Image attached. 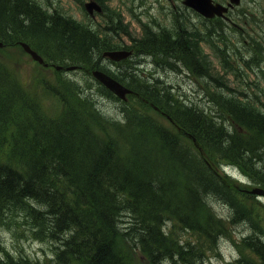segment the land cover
<instances>
[{"label": "trees", "instance_id": "obj_1", "mask_svg": "<svg viewBox=\"0 0 264 264\" xmlns=\"http://www.w3.org/2000/svg\"><path fill=\"white\" fill-rule=\"evenodd\" d=\"M115 15L106 14L100 31L63 14H49L32 0H0V42L19 48L26 42L49 62L99 69L103 53L118 47L111 40L129 34ZM225 33L223 28H195L181 12L170 26L143 28L139 39L130 34L138 60L127 64L132 69L119 68V78L170 116L181 137L128 102H121V118L113 125L119 139L105 137L107 131L97 127L104 120L96 113L98 101L91 89L84 94L78 85L68 98L61 96L64 108L58 118L40 119L38 105L29 106L27 93L0 62V224L22 219L36 240L52 244V264H136L134 254L121 248L123 240L140 252L143 264H203L201 249L174 237L167 226L178 223L214 245L227 220L252 229L239 243L240 262L249 252L264 264L261 217L213 167L223 160L264 188V105L257 107L251 97L241 100L225 79L214 78L199 45L210 44L227 74L239 78L246 67L259 72L264 82L259 59L242 56L234 66L237 59ZM140 59L165 71L197 75L207 86L204 91L221 89L202 99L199 110L194 100L183 101L162 80L142 78ZM247 79L242 78L250 84ZM153 82L156 92L150 93ZM87 87L96 90L94 83ZM99 88L101 96L118 100ZM187 135L200 151L184 142ZM154 140L167 150L168 160L153 150ZM211 196L230 207L229 217L214 218L206 208ZM0 254V264H22L5 251L1 238Z\"/></svg>", "mask_w": 264, "mask_h": 264}, {"label": "rangeland", "instance_id": "obj_2", "mask_svg": "<svg viewBox=\"0 0 264 264\" xmlns=\"http://www.w3.org/2000/svg\"><path fill=\"white\" fill-rule=\"evenodd\" d=\"M32 1L44 8H47L48 5L52 6L54 11L49 9L50 13H59V10H61L64 15L76 20L77 22L85 23L87 25L91 24L92 22L89 20L91 18L87 16V12L83 8L84 3H86L88 0ZM79 1H81V3ZM105 2L109 5L108 9L105 8L106 10H108L110 13L115 10L116 14H120L122 16L124 27L128 28L129 32L128 35L120 33L118 36L112 39V46L123 47L124 49L125 47H132L130 34L136 39L141 38L143 34L142 27H140V20L147 24H156V27L170 26V24L174 23L176 20V17L170 15L172 12L171 3L167 0H105ZM175 3L176 1L172 3V5ZM189 16L190 20L193 21L194 16L192 14ZM96 24H100L99 16L90 26L94 27ZM98 28L100 31L104 29V27ZM249 29L252 30L249 31L246 40H249L252 43L257 42L258 32L261 30L258 28ZM225 35L230 40L232 48H234V52H239L242 50L245 44V37L242 39L241 33L239 31L234 30L230 33L226 31ZM204 48L206 55L209 56V59L211 60V69L215 77H221L230 83V87L235 90V93L238 94V96L243 93L250 94L252 98L251 101L255 103L257 107H262L264 105V85L261 84V81H259V78H257L255 74L250 73L248 75H244V78H248L247 82L250 84L245 82L243 83L242 80L235 79L233 75L225 74V71L220 65L219 60L212 54V50L207 48L205 45L203 46L202 50ZM43 57H45V55ZM236 58L240 59L241 56H237ZM137 60V55H134L133 61ZM151 61L152 60L148 59L143 67H139L140 69L137 66V68L140 70L141 77L144 79H150V73L155 68V65ZM0 62L3 64V67L12 75L13 79L17 82L21 89L27 93L26 96H28L29 106L35 108V105H38L40 110L39 112L41 113V115L38 113L40 119L58 118L64 108V102L61 96L68 98V91H72L73 93L74 90H77V85L80 90L84 92V94H90L88 90L91 89L92 95L94 96L93 100L95 102L98 101L99 103L98 111H96V113L98 114V117L101 115L104 119L99 124H97V127L99 126L98 128L101 130L103 129L102 131H107L105 137L119 139L117 133L114 130L115 126L113 125L119 122L121 118V102L105 95L101 96L99 94L100 88H97V85L95 84L97 83L96 80L83 69L66 72L57 71L54 68H45L34 61L31 56L28 55L22 48L17 46L11 47L9 45L0 48ZM110 64L111 61H109V59L100 60L101 69L106 68V70L112 72L114 67ZM236 64H239V60H236ZM61 65L65 67L72 66L70 63ZM129 66L121 64L120 68L127 70ZM133 69H135V67ZM166 69L167 68L165 67L162 68L164 73H168L161 77L164 84L174 88L175 92H179L176 93V95L179 97L181 96L183 101L194 100L196 104L193 106L199 110V107L202 104V99H207L208 95H211L213 92L220 89L212 86V88L209 89V92L204 91L203 88H207V86L203 84L199 77L196 78L193 75L185 76L177 71H165ZM116 71L117 70L115 69V72ZM132 72L135 74L134 71ZM87 83H94V88L96 87V90H92V87L88 88ZM229 93L230 92H226V94ZM198 95H200V97L196 98ZM74 97L78 100H82V98L78 96V93H76ZM240 97L241 99L246 98L245 96ZM139 101L140 100L137 98L135 99L129 97L127 102L130 105H135L136 108H142L145 113L154 118L155 122L180 136L181 131L178 130V128L175 127L172 122L167 120V118L163 117L156 111L146 107V105L143 106ZM184 142L195 150V146L189 138L186 137V141ZM153 150L158 151V154L162 155L165 160L169 159L167 150L164 149L158 140H154ZM217 161L218 163H214L213 167L219 176L224 178L227 186L232 188L234 193L236 192L235 190H237L241 197L246 199L245 202L247 206H254L253 212L261 217V223L264 225V197H257L255 195H250L241 191L243 189H252L256 187L263 188V186L256 184L249 179H245V183H241L240 181L229 177V175H234L239 172V170L233 169L232 167H226L225 165L228 164L223 160ZM226 173H228V175ZM240 179L242 178L240 177ZM206 208L210 210V213L213 214L215 219L217 217L226 219L231 215L230 207L223 200L215 196H211L209 198ZM228 222L229 221L227 220L225 221V233L216 234L217 239H215L214 245L209 243L205 235L189 233L178 223H169L167 230L174 237H182L184 241L188 240L191 241L190 243L196 244L198 249H201V252L203 253V264H258V259L249 252L244 253V261L243 263L240 262L242 260V255L240 253L242 249L239 243L244 236L250 235L252 231L251 226L246 223H239L233 226L228 224ZM1 223L0 238L5 245V250H7L9 255L17 260V262H22V264L24 262H29L30 264H52V244L49 242H40L36 240L32 235L30 227L24 225L22 219L18 218L17 223L10 224L6 223L5 221ZM129 245H131L130 242L128 243L123 240L121 248L134 254L133 259L136 264H143L140 252L138 250H130ZM195 264H198V261Z\"/></svg>", "mask_w": 264, "mask_h": 264}, {"label": "flooded vegetation", "instance_id": "obj_3", "mask_svg": "<svg viewBox=\"0 0 264 264\" xmlns=\"http://www.w3.org/2000/svg\"><path fill=\"white\" fill-rule=\"evenodd\" d=\"M94 2L98 3L102 7V12L104 13L101 16L91 14V21L94 20L99 16L100 19L105 21L106 14L108 12L105 11V3L103 0H93ZM171 3L172 10L174 12L171 13L172 16L177 17L181 12H187L190 15L192 14L193 21L195 28L205 29V28H237L239 32H241V38L244 39V47L242 48V55L250 56L252 53L258 52V59L261 61V68L259 69L260 72H264V0H212L215 5H220L224 7L226 10H221V15H215L213 18H205L200 13L193 9H189L183 3V0H167ZM176 3L172 5V3ZM106 12V13H105ZM99 13V14H101ZM60 14H63L60 12ZM110 14V13H108ZM112 14V13H111ZM64 15V14H63ZM141 27V26H140ZM149 28H162L156 26H149ZM181 28V27H180ZM249 28H258V41H257V48L254 50L252 48V42L246 40L248 37V33L250 30ZM200 44V42H199ZM252 45V46H251ZM205 46L207 44L205 43ZM121 64L119 65V68ZM263 67V68H262ZM168 74L164 73L161 76ZM128 86L127 84H124ZM129 87V86H128Z\"/></svg>", "mask_w": 264, "mask_h": 264}, {"label": "water", "instance_id": "obj_4", "mask_svg": "<svg viewBox=\"0 0 264 264\" xmlns=\"http://www.w3.org/2000/svg\"><path fill=\"white\" fill-rule=\"evenodd\" d=\"M184 4L196 9L199 13H201L205 17H213L215 13H219V6H213L211 0H185ZM93 5H94L93 3H89L87 6L91 8ZM98 10H100L99 7H98ZM21 46L24 48V50L28 54L31 55V57L35 61L39 62L40 64L44 66H48L44 62V59L36 51H34L28 44L21 43ZM0 47H3V44L1 42H0ZM131 54L132 52L130 51H111V52H105L104 56L109 57L113 61H120L122 59L128 58ZM55 68L57 70H69V71L76 69V67L74 66L72 67L55 66ZM91 75L95 77L101 84H103L106 88H108L111 92H113L115 95H117L121 99L125 100L128 94L133 93L131 90L127 89L121 83H119L112 77L106 75L102 71L93 70L91 71ZM251 193L256 194V195H264V190L257 188V189H253Z\"/></svg>", "mask_w": 264, "mask_h": 264}, {"label": "bare ground", "instance_id": "obj_5", "mask_svg": "<svg viewBox=\"0 0 264 264\" xmlns=\"http://www.w3.org/2000/svg\"><path fill=\"white\" fill-rule=\"evenodd\" d=\"M50 2V1H49ZM44 8V7H43ZM49 9H51V10H53L54 11V9L52 8V6H50V5H48L47 6V8H44V10H47L48 12H49V14H59L60 12H61V10H59V13H56V12H52V13H50V11H49ZM70 18V17H69ZM114 18H118V16L117 15H115V17ZM72 19V18H71ZM119 19V18H118ZM120 21H122V23L124 22L123 21V19L120 17V19H119ZM77 22V21H76ZM123 26H124V24H122ZM42 57L44 56L43 54L41 55ZM237 60H239L238 58H236ZM130 63V60L129 59H122V60H120V61H114V62H111V64L110 65H112L113 67H114V70H112V72H110V71H108V70H106V68H103V72L106 74V75H108V76H116L118 73H121L122 71V69H119V65L120 64H122V65H125V66H129V65H127V64H129ZM144 64H146V61L144 60V59H140V61L138 62V66L140 67V66H142L143 67V65ZM234 65H236V66H238L239 64H236V61H235V64ZM203 68V67H202ZM263 68V67H262ZM115 69L117 70L116 72H115ZM109 70H111V69H109ZM63 71H66V72H71V71H76V70H63ZM181 74H183V75H185V76H189L186 72H180ZM133 74V73H132ZM160 74V75H159ZM161 74H164V72L162 71V68L161 67H159V66H157V65H155V68L151 71V73H150V75L153 77V78H158V79H160V80H162L161 79ZM175 74V73H174ZM196 74V73H195ZM248 75V74H250L249 72H246V73H244V74H239V78H243L244 77V75ZM133 75H135V74H133ZM193 76H195L196 78H198V76L197 75H194V74H192ZM257 76V75H256ZM135 78L137 77L136 75L134 76ZM166 78V77H165ZM185 78V77H184ZM257 78H258V76H257ZM96 80V79H95ZM138 80V79H137ZM96 82H97V80H96ZM138 83H139V85L140 86H142V87H144L143 86V84H142V82L140 81V80H138ZM98 87H99V83L97 82V83H95ZM156 83L155 82H153V83H151V84H149V86L152 88V90H150V91H148V92H150V93H153V91L154 92H156L155 90H154V85H155ZM225 84H229L227 81H226V83ZM161 90V89H160ZM249 91V90H248ZM139 94H140V91H139ZM141 95V94H140ZM205 98V97H204ZM227 99H230V97L228 96L227 97ZM193 100V99H192ZM208 101V100H207ZM223 102V101H222ZM201 103H202V101H201ZM146 105H148V106H150V107H148V108H150V109H153L154 108V106H155V104L154 103H152L151 101H149ZM147 107V106H146ZM147 108V109H148ZM198 109V108H197ZM160 202V201H159ZM137 203V202H136ZM155 203V202H154ZM135 207V206H134ZM132 209H133V207H132ZM147 210V209H146ZM120 212V211H119ZM118 212V213H119ZM143 214V213H142ZM154 223V222H153ZM153 229V228H152ZM88 230V229H87ZM153 231V230H152ZM55 234V233H54ZM132 237V236H131ZM63 240V239H62ZM110 241H111V239H110ZM105 248V247H104ZM109 252V251H108ZM122 254V253H121Z\"/></svg>", "mask_w": 264, "mask_h": 264}]
</instances>
